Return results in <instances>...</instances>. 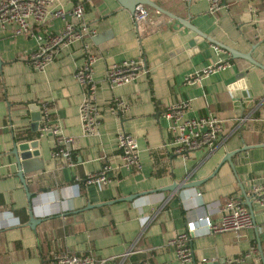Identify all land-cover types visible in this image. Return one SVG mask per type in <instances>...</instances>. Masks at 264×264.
<instances>
[{
	"label": "crops",
	"instance_id": "obj_1",
	"mask_svg": "<svg viewBox=\"0 0 264 264\" xmlns=\"http://www.w3.org/2000/svg\"><path fill=\"white\" fill-rule=\"evenodd\" d=\"M150 1L217 43L250 54L262 68L216 51L173 18L139 41L131 13L116 0H62L66 11L83 4V21L96 30L89 44L101 124L97 134L85 135L79 119L84 88L74 78L84 60L81 44L62 48L45 70L37 71L26 62L36 40L0 27V264H50L60 252L92 254L109 264H175L167 243L187 222L209 216L216 223L219 204L245 200L244 194L264 178V0H224L213 15L200 0ZM62 27L54 19L40 30L59 33ZM138 58L145 70L135 81L118 87L104 82L109 65ZM218 61L229 67L185 83L188 75ZM115 99L128 105L122 117L110 111ZM182 102L190 103L187 118L211 115L225 122L212 150L182 158L163 148L171 139L163 113ZM43 103L62 134L73 140V167L52 156L53 136L31 130L34 106L40 112ZM119 131L136 139L141 169L120 170L102 188L83 186L85 176L104 164L119 165ZM34 140L39 157L29 160L23 173L29 200L11 150L14 142ZM234 152L230 163L223 162ZM203 180L196 188L161 190L174 182ZM137 194L142 195L102 205ZM252 215L254 227L238 234H206L198 224L191 240L193 264L245 256V264H264V212L258 204L252 203ZM130 248L134 253L121 259Z\"/></svg>",
	"mask_w": 264,
	"mask_h": 264
},
{
	"label": "built area",
	"instance_id": "obj_2",
	"mask_svg": "<svg viewBox=\"0 0 264 264\" xmlns=\"http://www.w3.org/2000/svg\"><path fill=\"white\" fill-rule=\"evenodd\" d=\"M190 4L196 0H180ZM207 4L208 14H215L222 6L224 0H200ZM84 5L78 4L66 11L62 0H0V27H9L15 36H28L37 42V48L28 58L27 63L37 71H43L53 61L54 55L64 47L79 43L84 52L82 65L74 73V78L84 88V100L79 107V119L82 133L85 135L97 134L100 126L99 109L95 102L98 83L93 77V63L95 56L91 53L89 41L96 34V30L88 27L83 21ZM168 16L147 5L135 6L131 13L134 32L139 41L143 40L156 27H159ZM169 18V17H168ZM59 19L63 23L59 33L42 32L40 28L50 21ZM216 51L218 47L214 46ZM229 67L227 62L218 61L208 66L202 72L188 75L185 78L187 85H192L211 73ZM145 63L142 58L126 59L111 64L104 74V82L111 87L125 86L144 72ZM190 106L189 102L171 104L166 107L163 117L169 123L171 134L170 142L163 146L171 150L172 154L187 158L191 153L200 150H212L221 140L225 122L211 115L187 118L185 112ZM112 114L122 117L128 112V105L115 99L110 107ZM41 119L38 125V134H50L55 138L52 152L54 158L61 159L73 167L70 152L73 140L64 136L60 126L52 121L51 110L47 103L40 105ZM244 119H240L242 122ZM117 149L119 152V165L104 164L98 171L85 176L83 186L102 188L109 185L114 174L120 170L138 172L141 169L139 151L133 135L124 131L117 133ZM245 196L251 203L258 204L264 212V178L253 185ZM219 219L212 222L209 216L187 222L185 230L171 238L167 245L173 248L175 264H193L191 240L196 235L197 225H201L204 233H234L249 230L254 227L252 213L246 208L245 200L230 198L218 205ZM254 250V249H253ZM134 253L133 248L122 254L125 260ZM245 257L226 258L220 264H245ZM50 264H109L108 259H96L92 254L77 255L67 252L53 254ZM147 264V263H144Z\"/></svg>",
	"mask_w": 264,
	"mask_h": 264
},
{
	"label": "water",
	"instance_id": "obj_3",
	"mask_svg": "<svg viewBox=\"0 0 264 264\" xmlns=\"http://www.w3.org/2000/svg\"><path fill=\"white\" fill-rule=\"evenodd\" d=\"M118 2V4L128 10L130 13L134 12L135 6L142 4V5H147L150 6L162 13H164L165 15H167L169 18H173L175 20H178L183 26H185L186 28L192 30L198 39L201 40H207L208 42H210L211 44L217 46L218 48L224 50L225 52H227L228 54H230V56L234 59H243L248 61L249 63H251L252 65L262 68V66H260L257 62H255L250 54H241L233 49H230L226 46H223L219 43H217L216 41H214L213 39L205 36L203 33H201L200 31L194 29L192 26H190L187 22H184L183 20H179L176 17H174L173 15H171L170 13L163 11L161 8H159L158 6H156L154 3H152L150 0H116ZM264 69V68H263ZM34 109H36V111L31 115V119H32V123L33 125L31 126V130L32 131H37L38 130V125H39V121L41 119V114L39 112V107L34 106ZM38 147V141L34 140V141H26V142H21V143H16L14 142L12 145V150H11V154L14 157L15 160V164L17 167V176L21 179L22 184L24 185L26 194L28 199L30 200V194L26 188L24 179H23V173L26 172L27 170V162L33 158H37L39 157V152L38 150H36ZM237 153V152H236ZM235 154L234 153H228L226 154V156L223 159V162H228L230 163V158L231 156H233ZM217 172V169L211 174L210 177H213ZM203 181H194V182H181V183H177L174 182L172 183L170 186L166 187V188H162V191H168L170 193H175L178 192L180 190H186V189H190V188H196L198 186H200ZM155 191H159V190H155ZM142 195V194H137V195H131L127 198H123L120 200H113L111 202H107L104 203L102 205H106V204H112L115 203L117 201H130L135 199L137 196ZM244 199H245V204L248 208V210L250 211V213H252V203L250 200H248L244 194ZM91 207H97V206H91ZM29 215L31 220H34L33 215H32V207L31 204L29 206Z\"/></svg>",
	"mask_w": 264,
	"mask_h": 264
}]
</instances>
